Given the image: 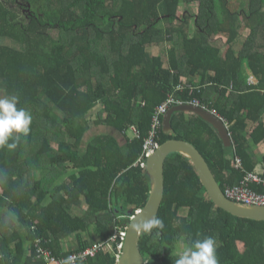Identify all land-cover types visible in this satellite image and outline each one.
<instances>
[{
    "label": "trees",
    "instance_id": "obj_1",
    "mask_svg": "<svg viewBox=\"0 0 264 264\" xmlns=\"http://www.w3.org/2000/svg\"><path fill=\"white\" fill-rule=\"evenodd\" d=\"M193 4L196 12L189 9ZM243 5L0 0V96H18L17 108L32 116L16 149L0 147V264H46L37 258V246L66 259L129 224L150 189L135 163L155 108L174 93L180 77H198L200 86L174 98L197 99L216 112L229 124L232 144L225 147L210 124L180 111L172 114L169 132L159 129L158 144L191 143L222 191L239 185L258 164L264 178V156L257 163L250 155L264 141V0ZM242 29L249 31L237 50ZM219 34L226 37L224 52L214 44ZM162 43L170 45L166 65L149 51ZM250 76L256 83L248 82ZM230 84L232 92L219 89ZM92 124L105 130L89 139ZM130 126L138 138L127 136ZM236 157L241 169L234 167ZM58 168L72 170L60 183ZM163 178L156 217L164 228L138 239L146 264H175L186 246L205 237L216 241L218 264H264V221L217 208L181 154L167 157ZM92 231L94 242L82 237ZM71 236L77 245L63 249ZM72 264H116V258L100 252Z\"/></svg>",
    "mask_w": 264,
    "mask_h": 264
},
{
    "label": "water",
    "instance_id": "obj_2",
    "mask_svg": "<svg viewBox=\"0 0 264 264\" xmlns=\"http://www.w3.org/2000/svg\"><path fill=\"white\" fill-rule=\"evenodd\" d=\"M179 111L192 113L202 118L217 131V134L226 147L231 146V139L222 121L212 115L208 110L191 105L174 106L168 110L162 122V128L165 132L170 131L172 114ZM173 153L181 154L191 161L207 196L217 208L238 218L264 221V207L246 208L233 203L224 195L207 162L191 143L182 140H168L160 144L155 152L146 159L145 173L150 183L148 199L144 207L135 214L128 224L118 264H146L138 249V239L141 232L130 230V225L140 219L157 216L164 194V164L167 157Z\"/></svg>",
    "mask_w": 264,
    "mask_h": 264
},
{
    "label": "built area",
    "instance_id": "obj_3",
    "mask_svg": "<svg viewBox=\"0 0 264 264\" xmlns=\"http://www.w3.org/2000/svg\"><path fill=\"white\" fill-rule=\"evenodd\" d=\"M251 82L252 81L250 80L249 83ZM186 89H189L190 93L192 90H194L192 86L178 84L174 89V93L177 91L182 92ZM174 93L169 94L166 100L155 108V111L152 115L150 130L148 132L147 138L144 140L142 153L135 163V166H139L143 170L146 168V159L149 158L159 146L157 142V134L159 129L162 127L163 117L170 108L174 106L191 105L206 109L199 100L192 99L188 102H182L181 100L174 98ZM209 112L222 121L224 126L227 125L226 121L216 112ZM129 131L132 133L133 137H139V132L135 126H130ZM234 167L237 169L242 168L241 160L238 157L235 158ZM252 186L260 187L264 190V178L255 173H246L239 182V185L234 187H225L223 192L230 201L237 205L244 206L246 208L264 207V191L261 192L253 189ZM126 229L127 227L125 226L118 227V229L108 240L104 242L92 243L82 250H77L71 253L68 257H72V263H75L76 261H85L88 258L95 257L100 252H107L113 253L116 258V264H118L123 248V242L126 236ZM35 252L37 254V258L41 257V261H46V264H65V260L68 258L61 259L54 257L51 251L39 246L35 247Z\"/></svg>",
    "mask_w": 264,
    "mask_h": 264
},
{
    "label": "clouds",
    "instance_id": "obj_4",
    "mask_svg": "<svg viewBox=\"0 0 264 264\" xmlns=\"http://www.w3.org/2000/svg\"><path fill=\"white\" fill-rule=\"evenodd\" d=\"M18 103L19 98L16 95L0 98V147H6L9 150L16 149L21 135L27 136L32 121V116L28 111L23 108H17ZM10 140L12 142H9ZM253 173L258 174L256 172ZM258 175L260 176V174ZM252 188L255 189L256 186H252ZM138 212L139 209L134 212V215L129 217V220L131 221ZM125 227H128V225ZM163 228V220L155 216L140 219L130 225V230L145 234L152 233L153 229L163 230ZM72 260V257H68L65 260V264H72ZM175 264H218L215 239L205 237L204 239L193 240L179 254Z\"/></svg>",
    "mask_w": 264,
    "mask_h": 264
},
{
    "label": "rangeland",
    "instance_id": "obj_5",
    "mask_svg": "<svg viewBox=\"0 0 264 264\" xmlns=\"http://www.w3.org/2000/svg\"><path fill=\"white\" fill-rule=\"evenodd\" d=\"M230 4H231V7L232 8H236V9H238V8H240V5H242V4H244L243 5V7L245 8L246 7V5H247V0H227ZM189 9H191V11H193V12H196V5L195 4H193L192 6H190L189 7ZM183 10H185V6L183 5L182 6V8H181V6H180V11L182 12ZM241 31V30H240ZM224 36V35H223ZM223 36H221L220 34L219 35H217L216 36V39H217V42H214V44L215 45H217L218 46V44H220L221 42H222V44H221V46L222 45H224L225 44V46H226V43H225V40H222V39H224L225 37H223ZM240 43V40H239V42H238V44ZM237 44V45H238ZM169 44L168 43H162V44H160V45H156V46H153L152 48H150L151 50V52L154 54V55H158V54H166L167 53V50L169 49ZM225 51V50H224ZM223 51V52H224ZM164 60V63L165 64H167L166 62H165V58L163 59ZM0 98H3V97H1L0 96ZM92 120H93V118H91V122H92ZM92 126V129H91V133H90V135H88V138L90 139L93 135H95L96 133H99V132H101V131H104L105 129L104 128H100V127H95V126H93V124L91 125ZM110 129H106V131H109ZM127 136L128 137H131L132 136V133L128 130L127 131ZM120 140L121 141H123L122 140V138H120ZM53 146H55V144H53ZM58 171L61 173V177L59 178V180H58V182L60 183L61 181H63V180H65V179H67L68 177H69V175L71 174V172H72V170H69V171H65V170H63V168H58ZM44 174H36L35 176H37L38 178H40V177H42ZM84 239H88V240H90V241H92V242H94V240H95V237H94V232L92 231L91 233H89V234H83V236H82ZM62 245V247H63V249H70V248H75V246L77 245V242H76V239H75V237L74 236H71L70 238H66L64 241H62V243H61Z\"/></svg>",
    "mask_w": 264,
    "mask_h": 264
},
{
    "label": "crops",
    "instance_id": "obj_6",
    "mask_svg": "<svg viewBox=\"0 0 264 264\" xmlns=\"http://www.w3.org/2000/svg\"><path fill=\"white\" fill-rule=\"evenodd\" d=\"M228 4H230L229 2H228ZM241 6V5H240ZM231 7V6H230ZM232 8V7H231ZM232 9H236V8H232ZM248 29H242L241 31H240V37L237 39V41L238 40H240V43L238 44V45H236V48L235 49H239L240 48V46H241V42L243 41V39L247 36V34H248ZM221 36H223V35H221ZM223 37H225V36H223ZM213 40H215V42H217V39H216V37L213 39ZM222 40H225V43H226V37L224 38V39H222ZM236 41V42H237ZM221 44H222V42L220 43V44H218V47H222L223 48V51L224 50H226V48H227V45L225 46V44L224 45H222L221 46ZM151 50V49H150ZM149 50V51H150ZM151 52V51H150ZM152 53V52H151ZM153 54V53H152ZM154 55V54H153ZM154 56H160V57H162L163 59L165 58V62L167 63V53L166 54H158V55H154ZM166 65V64H165ZM249 79L253 82V83H256V79L253 77V76H250L249 77ZM191 80V79H190ZM181 83L182 84H185V85H188V86H194V87H199L200 85H199V78L198 77H195L194 78V80H193V82L192 81H189V78H187V77H181ZM193 83V84H192ZM200 89V88H199ZM219 89H225L226 90V93H229V92H232L233 91V88H232V85L230 84L228 87H225V86H220L219 87ZM202 104V103H201ZM262 123H263V125H264V116L262 117ZM228 126H229V124L228 125H226L225 127H226V129H227V131H228ZM249 126H251V124L249 123ZM254 126H255V124H254ZM248 127V126H247ZM249 129H250V127H248ZM216 131V130H215ZM216 134H217V131H216ZM229 134V133H228ZM218 135V134H217ZM219 136V135H218ZM230 137V136H229ZM220 138V137H219ZM223 143V142H222ZM232 143V142H231ZM224 145V144H223ZM225 146V145H224ZM226 147V146H225ZM250 151H251V153H250V155L252 156V159L254 160V161H256L257 163H260V158L262 157V156H264V141H262V142H260V143H258L255 147H253V148H250ZM255 172L256 173H258V174H262V166H261V164H258L257 166H256V168H255Z\"/></svg>",
    "mask_w": 264,
    "mask_h": 264
}]
</instances>
